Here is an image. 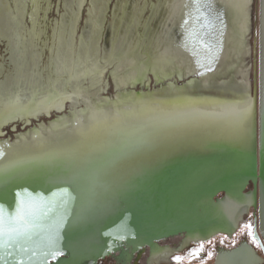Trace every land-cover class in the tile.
I'll return each mask as SVG.
<instances>
[{"label":"bare ground","instance_id":"obj_1","mask_svg":"<svg viewBox=\"0 0 264 264\" xmlns=\"http://www.w3.org/2000/svg\"><path fill=\"white\" fill-rule=\"evenodd\" d=\"M110 1H67L50 22L48 0H0V137L31 129L0 141V195L110 157L249 133L254 0H118L113 11ZM161 122L185 123L187 136L161 139ZM84 129L88 141L70 138ZM250 204L226 199L224 223Z\"/></svg>","mask_w":264,"mask_h":264},{"label":"water","instance_id":"obj_2","mask_svg":"<svg viewBox=\"0 0 264 264\" xmlns=\"http://www.w3.org/2000/svg\"><path fill=\"white\" fill-rule=\"evenodd\" d=\"M254 47V109L245 137L110 157L0 195V264H83L122 252L124 243L136 253L183 234L194 240L219 232L232 235L242 217L224 224L221 205L246 196L257 211L255 239L264 252V0H259ZM203 151L204 161H199ZM200 179L205 182L198 183ZM250 185L253 191L245 194ZM21 207L33 223L31 238L13 236L10 242L9 224ZM20 244L28 250L20 251ZM237 251L222 252L216 264L222 255ZM62 253L66 258L55 260Z\"/></svg>","mask_w":264,"mask_h":264},{"label":"rangeland","instance_id":"obj_3","mask_svg":"<svg viewBox=\"0 0 264 264\" xmlns=\"http://www.w3.org/2000/svg\"><path fill=\"white\" fill-rule=\"evenodd\" d=\"M51 2V10L48 13V19H50L49 21L52 22V20H54L55 18H57V15H59L62 10L64 9V4L67 1H71V0H48ZM118 0H111L110 1V5L112 8H110L111 11H113L116 3ZM149 1H154V0H149ZM113 2V3H112ZM258 10H259V0H254L252 3V7H251V31L249 33L248 36V44L251 48V54L248 56L246 63L248 64V66L250 67V82H251V93L253 92V75H254V60H257V54H255V41H257L258 39ZM87 9H85V12L83 14V18H82V22L80 27L82 28L84 22H85V18H86V12ZM111 15V14H110ZM211 15V13H210ZM212 16V15H211ZM210 23V21L208 22V24ZM105 39V36H104ZM0 51H3V48L0 47ZM250 63V65H249ZM154 81V80H153ZM152 81V85L150 86L152 89L155 88V86L157 87L158 85ZM141 89V88H140ZM144 89H147L146 87ZM114 89L110 88L109 90V96H113L114 95ZM210 93H216L211 91ZM69 107V106H68ZM44 120V119H43ZM186 122V121H185ZM162 123V122H161ZM168 125V126H164L163 127H159L162 129L163 132H161V139H179V138H183L187 136V131H184L185 128L180 126H186L185 123H179V124H170V123H162V125ZM205 124V123H204ZM202 124V125H204ZM199 125V126H202ZM93 128V127H91ZM87 130V129H84ZM167 130V131H166ZM195 134H202V129L198 127V129ZM21 130L19 129V132ZM94 130H87V131H79L77 132V134H74L72 136H70V138H72L73 140L76 141H88L90 138V136L92 135V133ZM9 135L7 138H14L15 137V133H11L9 130ZM88 138V139H87ZM66 139V138H65ZM63 139L60 140V143H57L55 145L61 144L63 142H66L68 139ZM70 140V139H69ZM110 140H114L111 139ZM52 141V140H51ZM49 141V142H51ZM203 154H205V152L203 151V153L201 154V159H199V161H204L203 160ZM187 159V158H186ZM185 159V160H186ZM203 170L202 168H198L197 170ZM205 179H200V181L198 183H202L205 182ZM253 191V187L252 185H250L246 190H245V194H249L250 192ZM223 196H220L219 198H221ZM257 216V211L253 208L250 207L248 209V211L242 215V219L239 222V224L236 226L235 228V232L233 233L232 236H228L226 234H218L212 237V239H210L208 242H201V243H196V244H192L190 247L188 248H183L182 246V237L176 238L174 240H170V241H166L162 244V246H167L170 247L172 250H174V255L169 258V260L167 261H162L160 264H215V257L217 254H219L221 251H229L232 249L237 248L241 243L243 242H249L253 245L256 244L255 239L253 238V232L255 230V217ZM148 255H149V250L145 251V255L143 256V259H138L137 255L134 256L133 258V263L132 264H150L148 263ZM179 258V259H177ZM100 264H117L114 260H106L103 262H100Z\"/></svg>","mask_w":264,"mask_h":264},{"label":"flooded vegetation","instance_id":"obj_4","mask_svg":"<svg viewBox=\"0 0 264 264\" xmlns=\"http://www.w3.org/2000/svg\"><path fill=\"white\" fill-rule=\"evenodd\" d=\"M23 11H24V8H23ZM107 73H106V75H107ZM68 111H67V113H68ZM58 113H54L51 120L48 119L47 117H43L41 119L42 120L41 123L33 121L34 126L38 127V126H40L41 124H44V123H45V125H48L49 122L54 120V118H56L58 116H61ZM26 124H28V123L19 122L18 124H15L13 127L7 128L6 132H5L6 136L4 137L5 139L0 137V141H7L8 140L9 142L12 141L14 143L17 140V138H18V136L20 134H26L28 131L31 130L30 127L25 128ZM19 129L21 130L20 132H19ZM8 130L11 133H15L16 134L14 138H7L8 135H9ZM16 131H18V133H16ZM80 163H85V162H81L80 161ZM73 164H75V163H73ZM76 164H79V162H77ZM250 207H252V204H250L247 209L245 208L244 210H240V211H242L243 214H245ZM227 218H228L227 222L224 223V224H228L230 226V225H233V224L236 223V221L239 218V215L235 217V220L232 222V224L230 223L228 216H227ZM255 226H256V223H255ZM233 233H232V235H233ZM218 234H224V233L219 232L216 235H218ZM232 235H228V236H232ZM179 237H182V246H183V248L186 249V248L190 247L192 244L201 243V242H203V243L208 242L210 239H212L213 236L210 237L207 240H203V239L194 240V239H192V237H188L187 235L183 234V235H180V236L170 237V238H167V239H164V240L156 242V248H151L149 246L143 247V248L140 249V251H138L136 253L132 252V249L130 247H128V246L125 247V243H124L121 246L122 247V252L112 253L110 256L106 257L105 259H99L98 261L89 260L87 262H84L83 264H100V262H103V261H106V260H109V259L110 260H114L117 264H132L134 256L137 255L138 259L141 260V259H143V256L145 255V251L146 250H149L148 263H150V264H160L162 261L164 262V261L169 260V258H171L174 255V250H172L170 247L162 246V244L164 242H166V241L174 240V239L179 238ZM253 238L255 239V230L253 232ZM255 242H256L255 245H253V244H251L249 242H243L235 249H232V250H229V251H221L215 257V264H216L218 256L222 252H231V251H234V250H239V251H237L236 253L231 254V255H228V254L222 255L220 257L219 262L217 264H264V252H263V249H262L260 243L256 239H255ZM66 256L67 255L64 254V253L59 254V255L56 256L55 260H57L58 258H66ZM256 257L259 258V260H257Z\"/></svg>","mask_w":264,"mask_h":264},{"label":"snow or ice","instance_id":"obj_5","mask_svg":"<svg viewBox=\"0 0 264 264\" xmlns=\"http://www.w3.org/2000/svg\"><path fill=\"white\" fill-rule=\"evenodd\" d=\"M247 110H245V112L240 113V118H243L244 115H246ZM17 223H19L20 225H22L21 227H17ZM33 226V223L31 221V219L29 217H27L24 212H23V208H18L17 211V215L16 217L10 221L9 224V230H8V235L10 237V242L12 240L13 236H22L25 237L27 239H30V232L29 229L30 227ZM4 235L3 229L0 228V236ZM19 250L20 251H27L28 249L24 246V244H20L19 245ZM179 259V258H177Z\"/></svg>","mask_w":264,"mask_h":264}]
</instances>
